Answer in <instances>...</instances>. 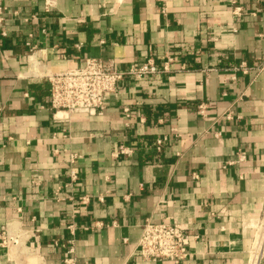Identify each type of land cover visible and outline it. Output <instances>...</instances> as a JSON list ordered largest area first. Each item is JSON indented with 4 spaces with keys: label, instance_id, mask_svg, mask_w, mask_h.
Returning a JSON list of instances; mask_svg holds the SVG:
<instances>
[{
    "label": "crops",
    "instance_id": "1",
    "mask_svg": "<svg viewBox=\"0 0 264 264\" xmlns=\"http://www.w3.org/2000/svg\"><path fill=\"white\" fill-rule=\"evenodd\" d=\"M0 20V232L37 230L28 245L47 264L71 245L76 264H172L137 252L151 218L199 236L183 264L247 263L250 225L264 220V0H0ZM150 57L174 63L122 82L102 116L53 118L44 74ZM121 146L133 153L116 158ZM238 151L247 161L223 168ZM71 154L82 157L74 184ZM17 257L0 247V264Z\"/></svg>",
    "mask_w": 264,
    "mask_h": 264
},
{
    "label": "built area",
    "instance_id": "2",
    "mask_svg": "<svg viewBox=\"0 0 264 264\" xmlns=\"http://www.w3.org/2000/svg\"><path fill=\"white\" fill-rule=\"evenodd\" d=\"M47 11H49L48 8ZM239 11L240 9H235L234 15L239 16ZM163 14H167L166 10L163 11ZM2 36H6V33L2 32ZM27 46L30 51L28 56L29 64L34 65V67L40 66V61L36 60L38 51L36 46L31 43H27ZM173 63L174 59L168 57L163 66L159 67L154 58L150 57L140 65L133 64L122 69L113 59L88 58L82 67L58 73H46L43 77L50 84V109L53 112V118L58 123H65L69 122L72 116H102L107 108L106 100L108 96H116L119 85L122 82L128 80L139 81L147 77L167 73ZM237 71L247 74L249 68L243 63L237 68ZM208 108V104L202 103L198 106V112L205 117ZM124 113L127 120L132 118V112L129 108H125ZM226 117L228 120H233V112H229ZM144 122V119H141V123ZM63 132L67 134L66 129ZM166 141V138L157 141L158 151H161ZM132 153V150L121 146L114 156L117 158L121 155H130ZM81 158L78 154L70 155L72 168L70 184L78 181V172L73 167ZM247 159L248 156L244 151H238L237 160L226 162L223 168L243 164ZM194 177L197 178V176ZM35 181V184L39 185L40 180ZM66 187H68V184H66ZM59 191L57 190L55 193V199L58 201L61 199ZM79 200L83 205L89 204L90 201L89 197L86 196L81 197ZM99 200L103 202L102 198H99ZM19 224L14 222L2 228L0 232V247L6 249L8 253L13 250L18 251L17 258L19 261L12 258L14 264H47L36 249L28 245L30 238L38 231L26 230L24 226ZM250 226L255 229V237L246 264H261L264 258V238L262 239L263 246L261 249L255 247V242L258 233L262 231L260 229L264 227V220ZM73 227L71 226L70 229ZM193 239L198 240L199 236L192 231L184 229L180 224L155 223L149 218L142 225L137 252L144 262L183 264L189 257V247ZM69 243L72 244L73 241ZM66 253L68 256L65 258L64 264H76L74 245H71Z\"/></svg>",
    "mask_w": 264,
    "mask_h": 264
},
{
    "label": "bare ground",
    "instance_id": "3",
    "mask_svg": "<svg viewBox=\"0 0 264 264\" xmlns=\"http://www.w3.org/2000/svg\"><path fill=\"white\" fill-rule=\"evenodd\" d=\"M262 230L260 233H258L257 238H256V242H255V247L258 249H261V247L263 246V238H264V227H262Z\"/></svg>",
    "mask_w": 264,
    "mask_h": 264
}]
</instances>
